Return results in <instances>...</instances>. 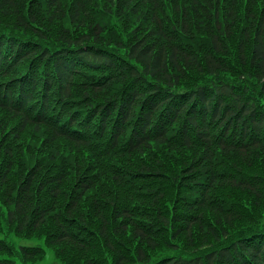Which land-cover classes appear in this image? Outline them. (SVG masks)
<instances>
[{"label":"trees","instance_id":"16d2710c","mask_svg":"<svg viewBox=\"0 0 264 264\" xmlns=\"http://www.w3.org/2000/svg\"><path fill=\"white\" fill-rule=\"evenodd\" d=\"M142 5L150 16L138 14ZM44 8L48 18L35 12ZM58 13L75 30L61 28L52 36ZM125 14L135 15L139 29L134 30L142 32L122 51L124 45L105 39L99 16L115 15L120 21ZM236 33L239 64L252 73L243 82L222 75L234 73L225 56ZM197 36L211 48L193 51L189 42ZM41 67L45 78L37 85ZM191 70L207 75L192 88L182 84ZM117 84L123 85L119 96L95 95ZM0 86V108L21 114V132L30 124L37 131L46 129L52 140L85 147L78 160L93 152L102 169L90 176L78 162L72 180L65 164L52 169L61 155L56 142L54 151L42 155L29 143L24 157L7 142L12 128L0 132L5 191L0 201L9 210L3 217L9 228L31 234L51 220L50 244L75 246L86 264H264L262 225L232 238L226 227L234 226L242 212L212 195L214 186L224 187L222 182L264 194V175L244 167L255 157L264 160L253 156L264 150V0H0ZM30 88L42 89L40 98ZM31 102L21 112L23 103ZM153 143L181 155L191 149L192 157L172 161L168 173L156 151L146 154ZM139 154L145 158L137 164L101 160ZM17 158L21 172L13 185L10 172ZM205 178L208 189L200 185ZM173 186L188 194L182 211L177 210L178 195L166 206ZM94 188L98 227L81 211L87 191ZM205 210L215 217L208 219ZM177 224L166 237L165 229ZM156 227L163 231L157 233ZM128 233L150 249L160 246L158 240L178 249L181 235L186 246L194 248L199 240L202 247L152 261L142 248L130 255ZM2 249L20 250L26 259L45 252L42 245L17 250L2 243ZM109 250L116 254L113 263ZM0 264L13 263L0 258Z\"/></svg>","mask_w":264,"mask_h":264},{"label":"rangeland","instance_id":"374dc122","mask_svg":"<svg viewBox=\"0 0 264 264\" xmlns=\"http://www.w3.org/2000/svg\"><path fill=\"white\" fill-rule=\"evenodd\" d=\"M70 2L72 0H69ZM183 2H186L188 0H181ZM68 0H65V3H67ZM44 4V3H43ZM47 8H44V10H36L35 12L42 13L40 15V18H42V15L44 18H48L50 13L46 10ZM138 14L141 13V15L150 16V12L147 6L142 5L139 8ZM57 19L54 20V23L51 24L52 34L54 36H57L56 34L61 30V28L70 27L72 30H75L74 27L71 26L69 19L63 18L61 16V13L57 14ZM164 20V18L162 17ZM99 21L102 22L103 29L105 31L104 36L107 41H110L112 44H120L124 45L126 50L128 43L134 39V36H138L142 31H135L134 29H139L137 24V19L135 18V15H124V18H122L120 21L118 18L116 19L115 15H106V16H99ZM46 20H44V23ZM43 25V24H42ZM141 26L144 28L150 26L152 28L151 24H145L143 25L141 23ZM239 39H240V33H236L234 36L233 41L228 46V55L225 56L226 60H229L230 64L232 63V67L234 70L233 72H225L222 75L234 77L236 75L241 80L245 79L246 76H249L252 74L250 72L251 68H247L245 70H242L241 65L239 64L238 57H237V49L239 48ZM187 41V40H186ZM206 39L197 36L193 40L189 42L191 48L193 51L197 52H203L206 50V47L209 46V44L205 45ZM123 49V48H122ZM243 76L242 78L240 76ZM207 77L206 74L197 72L195 70H191L188 72V76L186 77V81H182V84H185L189 87H193L197 83L205 80ZM119 86V87H118ZM118 87V88H117ZM123 88L122 84H117L116 86L110 88V90H103L101 93H96V96H101L103 98H111V97H117L120 95L121 89ZM117 94H116V91ZM133 90V89H132ZM116 94V95H115ZM115 95V96H114ZM21 120L19 117L12 115L11 113L1 110L0 109V132L4 131L7 128H12L13 132L6 133V135L9 138L7 141L11 143L12 147L15 149L20 148L22 151V154L24 157H26V151L27 146L30 143L32 144V147H37V153H40V155L44 154L45 152L54 151V143L56 142V145H58V148L61 151V155L57 156L56 161H58L54 166L53 170L60 169L63 164L64 167L69 170L71 174V179H74L73 174H75V168L78 162L83 165L84 171L90 176L94 175L96 172H102V169L100 165L98 164V159L96 157H92L93 152L90 154H85V159L83 157H80L78 160L77 157L81 152H86V148L82 146H77L72 142H69L67 139H55L52 140L53 137H50L49 131L46 129H41L37 131L35 129V126L33 125H27L24 132H21L20 127ZM15 133H20L19 136H16ZM15 134V135H14ZM50 135V136H49ZM16 136V137H15ZM53 136V135H52ZM50 137V138H49ZM55 138V137H54ZM1 141V140H0ZM43 143V144H42ZM152 149L145 150L146 154L149 153V151L153 150L158 153L157 158L162 159L163 163L166 166V168H163L164 171L171 173L169 171L168 166L174 161L175 164H177V161L180 159H184L185 157L191 158L192 157V150L187 149L183 155L180 154L179 151H175L173 149H169L166 145H159V144H151ZM38 149H42L39 151ZM19 152V149H18ZM21 153H19V157L22 156ZM259 155L261 159H264V150H257L253 156ZM20 158H17L14 160L12 167L14 166L12 172H10V180L13 181V185L17 182H19V175L20 170L18 164L20 163ZM145 155H134L130 156L128 158H121L120 156H107L102 158L101 160L103 162L107 163H113L118 164L120 163H128V164H137L140 159H144ZM88 159V160H87ZM63 163V164H62ZM90 166V167H89ZM245 170L250 173H259L261 175H264V160H259L257 157L254 158V161L248 162V164H244ZM12 169V168H11ZM58 171V170H57ZM227 183V184H226ZM224 187H217L214 186L213 189L214 192H212V195L220 199V202L227 206H233L239 211L242 212V217L237 219L234 223V226L232 227H226V230L231 233V237L234 238L238 235L243 234L246 232L249 228L253 226H260L262 225V228L264 229V194L262 197L255 196L250 192L248 189H238L233 183L229 182H222ZM72 185V184H71ZM71 185L67 189H71ZM200 185L202 187H205V189L209 188L208 179L205 178L201 181ZM173 189L169 194L170 197L167 200L166 206H172L175 201L172 198L173 195L181 196L182 198L179 199L176 203L178 204L177 210L182 211L181 207L183 205L182 201L183 198L186 197L188 194L181 190V188L172 187ZM177 190V192L175 191ZM5 191L3 190V186H0V199L3 198V194ZM70 195H72V191H69ZM75 193V192H74ZM172 193V194H171ZM96 194V189H90L87 191L84 199L81 203V211L86 215L87 220L95 226H99V220L94 215V209H93V198ZM4 199V198H3ZM199 199H202V190L200 189V196ZM185 202V201H184ZM61 203L64 205L65 203L61 201ZM1 209V208H0ZM230 210V209H227ZM181 213H184L181 212ZM205 215L207 214L208 219H213L215 217L214 213L209 210L204 211ZM179 224L165 229L166 231V237H169L173 231L175 230V227H177ZM155 230L157 233H160L163 231V229H160L156 227ZM54 230V226L51 220H48L40 230L27 234V233H20L15 228L10 227L6 228L4 231L0 229V238H6L11 243H14L16 246L20 244H27V245H43V247L46 248V251L42 254H39L38 256H34V258L26 259L20 255V258L18 259L19 264H86L84 259H81L77 255V249L75 246L61 243L59 245L50 244L49 238L51 236V233ZM196 236L200 234V231L198 233H195ZM203 235H206V233H202ZM126 242L129 246L130 255H133L136 249L142 248L144 252L149 255L150 259L152 261H156L157 258H164L168 255L178 253L184 251L185 253H189L192 251L197 250L198 248L202 247L201 241L196 240L194 248L186 246L185 239L183 235L179 236L176 240L180 244L178 249H172L167 246V244L163 240H158L160 243V246L156 249H150L148 246L143 244L138 238L132 237L131 233L126 234L125 236ZM233 239H230L231 241ZM225 241H228V239H225ZM216 241L210 240V243H215ZM111 262H115L113 258H115V252L109 250Z\"/></svg>","mask_w":264,"mask_h":264}]
</instances>
